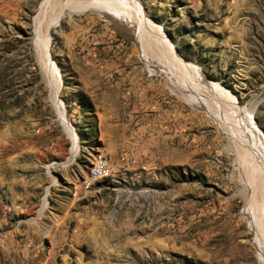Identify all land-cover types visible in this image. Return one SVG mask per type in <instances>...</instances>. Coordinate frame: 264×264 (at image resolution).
<instances>
[{
    "label": "rangeland",
    "instance_id": "1",
    "mask_svg": "<svg viewBox=\"0 0 264 264\" xmlns=\"http://www.w3.org/2000/svg\"><path fill=\"white\" fill-rule=\"evenodd\" d=\"M54 1L0 0V264H261L241 153L264 143V0L136 3L203 74L202 90L185 70L179 81L219 118L173 93L115 20L87 2L48 20Z\"/></svg>",
    "mask_w": 264,
    "mask_h": 264
},
{
    "label": "bare ground",
    "instance_id": "2",
    "mask_svg": "<svg viewBox=\"0 0 264 264\" xmlns=\"http://www.w3.org/2000/svg\"><path fill=\"white\" fill-rule=\"evenodd\" d=\"M97 1L98 0H55L54 5L51 8L48 7L49 9H47V11H49L48 20L50 16L52 17L53 15H56L60 9L64 8L65 6H69L71 4L73 5L76 4L78 7L75 5L76 7L70 8V10L82 11V9H85L83 7V4L87 2L88 4L85 3V6L92 5L93 6L91 7L92 10H97L100 13L101 12L104 13L113 21L115 20L121 27L125 28L127 32L133 33V35L136 36V42L137 44H139L143 52V59L145 60V62H147V65L150 67L151 72L152 73L159 72L164 74L168 78V82L172 88L173 93H175L176 95H183L188 100L194 99L196 103L200 105L211 107L209 109L212 110L213 114L217 118H219L218 115H223L222 113L218 114L219 111L222 110L221 104H217V103L215 104V102H213V98L209 96L208 97L209 100H208V99H204L206 97L204 98L200 97L199 92H196L195 91L196 89H193V87L189 85L190 83L188 85H185V87L181 85L179 81L180 73L182 75L183 72L181 70H185L186 72L185 74L189 72L190 75H193L194 78H196L195 82L198 88L200 87L202 90V87L204 85H202L203 82L200 83V81L204 80L203 74L200 73L199 69L197 68L194 69L191 64L185 62L177 53H175L172 46L168 45L167 47L165 44H163L166 43L167 38L161 32L159 27H154L152 22L145 16V13L140 10V7L138 11V6L136 4L138 0H118L117 1L118 6H116V8L113 7L111 9L108 6V4L110 3L107 2L108 4L107 3L102 4L101 6L99 5L100 4L99 3L98 4L99 6H97L95 5ZM104 5H107L105 9L102 8L104 7ZM42 15L41 18L43 21L44 17H42ZM57 16L56 18L59 19L58 18L59 16L58 17ZM57 19H55L54 21L47 20L45 24L46 25L45 28L47 29L49 26L55 23ZM38 30L40 31V29ZM46 34L48 33L46 32ZM46 34L44 30L41 29V35L39 34L40 37L37 36L36 48H38L37 50L43 58L42 67L44 73L46 74L47 77H53L56 74V69L49 58L48 44L50 37ZM160 61H164L165 63H167L168 68L163 67ZM206 82L208 83V81ZM192 92H194V94H192ZM203 96L205 95L203 94ZM232 103L235 114L239 115L240 110L237 108L238 107L237 101L235 100L234 97L232 98ZM255 106H256L255 103L252 104L250 108L246 109L245 113L247 114V118L250 123L249 124L251 127L250 131L252 132L253 136L254 134L258 136L257 130L254 127V122H253V112ZM235 120H236L235 116L232 117L230 116L229 119L227 120L221 118L219 120V124L226 133L229 132L232 135L236 131L235 128H238L237 122ZM245 142L248 145V146L246 145L248 150L246 149L247 151H245L244 153L240 152L242 155L241 163L243 165V172H244L243 175L245 174L242 182L243 187L241 193L243 194L245 200L244 203L245 210L249 216L250 227L254 235L253 243L256 248L257 258L261 264H264V143L260 141V137L259 140L257 141L259 143L258 144L256 143L257 146L252 141H251L252 143L246 140ZM99 170H97L96 173L103 175L104 169L101 171ZM107 174L108 172H106V175Z\"/></svg>",
    "mask_w": 264,
    "mask_h": 264
},
{
    "label": "built area",
    "instance_id": "3",
    "mask_svg": "<svg viewBox=\"0 0 264 264\" xmlns=\"http://www.w3.org/2000/svg\"><path fill=\"white\" fill-rule=\"evenodd\" d=\"M107 167H106V160H105V156H103V163H102V166L100 167V170L99 171H101V170H103V169H106Z\"/></svg>",
    "mask_w": 264,
    "mask_h": 264
}]
</instances>
